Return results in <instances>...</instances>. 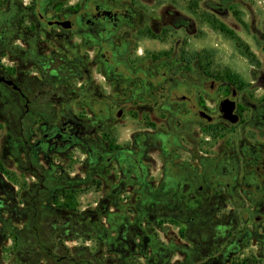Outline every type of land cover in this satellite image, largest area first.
<instances>
[{
    "label": "rangeland",
    "instance_id": "obj_1",
    "mask_svg": "<svg viewBox=\"0 0 264 264\" xmlns=\"http://www.w3.org/2000/svg\"><path fill=\"white\" fill-rule=\"evenodd\" d=\"M36 3L49 19L67 17L74 9L85 13L94 5L125 13L116 28L82 38L110 41L119 68L123 62L130 72L144 71L147 104L153 86L148 78L161 74L160 86L170 87L165 81L173 74L178 87L187 85L206 98L209 112L234 89L239 120L206 127L189 113L188 122L178 116L177 123L174 109L162 100L146 109L144 122L137 115L126 121L123 138L130 134L138 141L122 167L104 164L106 149L97 155L102 160L97 169L84 154L80 164L51 158V164L64 163L59 185L75 189L72 197L56 191L53 200L29 173L22 142L27 135H19L13 115L16 100L0 86V264H218L227 233L243 232L249 244L264 237L263 197L258 195L255 205H187L181 189L172 185L174 177L195 167H254L264 158V0H33V13ZM21 7L14 9L16 16ZM0 13L8 16L4 8ZM36 33L43 41L45 36ZM73 39L67 35L63 42ZM74 54L71 48L72 61ZM170 134L185 137L194 152L214 154L199 166L180 153L167 154L164 140ZM38 166L40 172L48 170ZM111 177L122 178V185L111 186ZM52 184L43 181L46 188Z\"/></svg>",
    "mask_w": 264,
    "mask_h": 264
},
{
    "label": "flooded vegetation",
    "instance_id": "obj_2",
    "mask_svg": "<svg viewBox=\"0 0 264 264\" xmlns=\"http://www.w3.org/2000/svg\"><path fill=\"white\" fill-rule=\"evenodd\" d=\"M32 3L33 0L26 4L22 0H0V8L8 13L7 17L0 13V86L5 87L16 100L12 105L13 115L19 135H27L22 142L27 149L29 173L36 174L39 188L47 190L53 200L56 191L61 194L59 197H72L75 189L59 185L64 177V163L57 161L51 164V158L68 157L80 164L84 154L95 164V169L102 160L107 166L122 167L130 147L138 141H134L130 134L123 138V134L128 133L126 121L137 115L144 122L146 109L156 108L162 100L174 109V122L178 123V116L188 122L190 113L206 127L214 123L230 124L223 118L219 107L225 100L235 103L237 94L234 89H230L228 95L223 92L225 96L220 97L209 112L206 98L198 92L194 94L192 87H178L172 81L173 74L165 81L170 87H162L160 80L163 76L157 74L148 78L147 82L153 86L148 91L151 102L147 104L143 96L144 71L130 72L124 69L123 62L119 68L118 62L114 61L110 41L102 37L82 38L83 34H102L106 27L116 28L120 15L125 16V13L94 5L85 13L74 9L67 17L49 19L39 11L37 3L33 13ZM18 5H23L22 13L16 16L14 9ZM35 31L38 36H45L43 41L34 37ZM71 34L74 39L64 43L65 37ZM71 48L75 53L73 61L69 56ZM141 53L139 51V55ZM118 58L124 60L125 56L117 55ZM72 94H75L74 108L69 104ZM84 110L89 113H83ZM232 113L239 120L236 103ZM261 122L264 123V114ZM86 126L92 127L87 130ZM203 139L210 141V137ZM164 142L168 147L167 154L180 153L181 158L184 156L187 162L198 166L200 163L205 165L204 158L214 154L194 152L189 140L174 134ZM155 145H160V142ZM103 149H106L107 156L97 160ZM196 153L201 156H196ZM234 155L233 152L226 157ZM40 158L45 163H40ZM115 158L119 161L111 163ZM257 162L254 167L244 168L226 166L218 170L217 167H195L194 171L185 172L182 177H174L172 185L175 190L181 189L184 198L181 202L187 205L188 201L206 207L255 205L258 195L264 198V158ZM38 164L49 171L40 172ZM69 177L75 180L76 174ZM45 178L53 183L52 186H43ZM111 178V186L122 185V178ZM30 179L33 181L35 178L30 176ZM255 221L263 220L256 217ZM246 238L243 232L227 233L220 247L218 264H264V237H257L252 244L244 243Z\"/></svg>",
    "mask_w": 264,
    "mask_h": 264
},
{
    "label": "water",
    "instance_id": "obj_3",
    "mask_svg": "<svg viewBox=\"0 0 264 264\" xmlns=\"http://www.w3.org/2000/svg\"><path fill=\"white\" fill-rule=\"evenodd\" d=\"M234 109V102L225 100L220 103L219 110L223 113V118L229 123L235 124L237 122V116L232 113Z\"/></svg>",
    "mask_w": 264,
    "mask_h": 264
}]
</instances>
